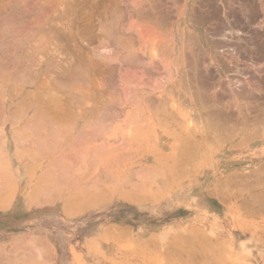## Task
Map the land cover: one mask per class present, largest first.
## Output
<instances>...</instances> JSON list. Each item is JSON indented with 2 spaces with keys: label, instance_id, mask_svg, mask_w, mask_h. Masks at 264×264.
Here are the masks:
<instances>
[{
  "label": "bare ground",
  "instance_id": "bare-ground-1",
  "mask_svg": "<svg viewBox=\"0 0 264 264\" xmlns=\"http://www.w3.org/2000/svg\"><path fill=\"white\" fill-rule=\"evenodd\" d=\"M26 1H27V3L24 4V2H26ZM34 1L35 0H0V216L8 218L7 220H9V219L15 220L16 218L23 217V219L27 220V222L29 220L30 221L29 223L31 224V228H30L31 233H28V235H25V237L22 240L20 239L17 241L15 240V241L6 242V240H3V238L0 237V264H48L47 259H46L47 254L51 255V253L53 252V247H55V248L58 247L55 244L56 241L58 240L57 237H59L61 239L66 237V235L64 236V232H65V229L68 228L67 225H69V223L71 225L70 221L72 219H75V218L78 219L79 216L85 217V218L91 217L97 211H101L100 214L103 215V217H105V219H109V218L112 219V218H116V217H121V215L123 214V220H122L123 223L128 222V223H131V224L137 226L135 228L128 227L130 232L133 235L146 236L152 229H157L158 231H163L161 234V237H165L166 234L176 231L175 229H173V227L171 225V224L176 223V222L171 221L170 223H168L166 226H163V227H159L160 223L165 221L168 218V216L173 215L179 211L185 213V217H183V219H182L183 226L181 229H179L183 232V234H187L193 228H197L196 230L194 229L195 231L193 232L195 234V236H197L200 232H202L200 234H203V233L206 234L207 233L209 235H211V232H213V233L221 232L223 230L222 228H217V227L211 228V219L215 220L216 222H220L222 216L227 215L229 213V210L227 209V211H225V209L221 208L220 205L214 204V200L211 197V195L215 196L217 194L222 193L225 190L226 186L227 187L230 186V185L228 186V182L231 181V179L230 180L227 179V180L222 181V179L220 178V180L218 182H216L217 184L212 189H211V183L213 182L214 178H216V175L218 173H221V171L227 170V167H229V166H234L235 162H237L238 159L234 158V156H232L231 152L229 153L226 150H220V149H219V151H217V153L215 152L216 155H213L211 158V147H210L207 149L209 151L208 152L209 154H207L204 158L201 157L200 160H195V159L190 160L191 162H189V163H191V165L188 163V165L191 167V169L189 168L191 170L190 173L184 174L185 173L184 172L181 174L180 172L182 170L179 168L182 164L185 166V163L187 161V160H185V162L182 163L183 162L182 160L187 159V158L184 157V159H180V154L182 152L185 153V151L182 150L181 144L185 143L186 140L184 141L182 138H180V134H179L180 126L177 128H173L170 131L167 129V125L165 123H163V120H161L162 119L161 111H159L158 108L155 107L156 106L155 102H154L155 104L153 103V105L155 107L154 110L157 109L158 112H155L153 114L150 111H147L145 108H138L135 111L126 112L124 114L126 116V118H129V119L136 118V117L141 118V122L130 123L128 121H125L128 123H125V124H118L117 123L118 125L117 126L115 125L114 128H112L108 124L107 120H109V123H110L111 118H114L116 115H117L116 117H119V116H118L117 112H116L117 114L114 113L115 111L112 110V108L109 107V109H107L108 106L106 107V105H108L109 101L111 100V96L108 92V94H109L108 97L110 96L109 97L110 100L108 98H106L107 95H106V92L104 91L105 89H108V91H109V89H110V91H111V89H117L115 87L117 85L112 84V81L115 80V79H113L114 78L113 77V71L115 70L114 68L117 67V65L112 67L113 66L112 65V49H111L112 46H110V48L106 47V46L100 48L99 47L100 45L96 46V44L95 45L90 44V43H92L91 40L94 39V36L90 40L88 38L89 36L86 37L87 35H83V34H85L84 32L86 31V29L88 30V28H89L88 31L91 32V30L93 28V30H92V32H93L95 29L94 27L95 26L97 27V24L99 23V22L97 23L98 19L96 21L94 19L95 23L92 22L93 17L95 16L94 14H96L97 12L96 13L92 12V14L94 13L92 18H91L92 15L90 16V14H89L90 18L92 19L91 24H96V25H93L94 27H92L90 24H87L90 22L85 21L86 23L81 24V22H80L81 21V17H80L81 15L80 16L79 15H71L74 13H72V11L70 12V10H69L70 6L67 4V3H70V5H71V2H70L71 0L69 2H66L68 0H61V1L58 0L57 7H58V4L60 5V7H58L60 9H62L61 7L64 6L62 11H60L61 13L58 12V14H56L58 8L55 5V2H57V1L46 0L47 4L44 6H39L37 4V3H39V0H37L38 2H34ZM40 1H42V4L46 3L45 0H44L45 2L43 0H40ZM77 1L78 0H76L74 2V0H72V3L74 4ZM91 1L92 0H89V3ZM96 1H98V0H96ZM108 1H111V0H106V2H108ZM28 2L30 3V5H32V7H34V8L36 7L35 10L33 9L34 11H36L37 8H40V11H38L39 10L38 9L37 13L36 12L32 13V12H30V10H26V9H31L30 8L31 6L30 7L28 6ZM61 2H63V4ZM78 2H80V1H78ZM93 2H94V0H93ZM100 2H102V1H100ZM127 2H128V0H127ZM22 3L24 5V7L26 5L29 8L25 7L26 8L25 9L22 6ZM51 3L54 4L55 7L57 8V10L55 9L56 12L54 11V8H53L54 6L53 7L51 6ZM80 3L82 4L83 1ZM84 3L85 4H83V8L88 2L85 1ZM103 3H105V2H103ZM108 3L110 4L111 2H108ZM61 4H62V6H61ZM99 4H101V3H99ZM106 4H101V5L106 6ZM109 4H107V5H109ZM111 4L112 5H110V7L111 6L115 7L116 5H114V4H117V3L114 2V4H113V1H112ZM118 4L120 5V3H118ZM118 4L116 6L117 8H118ZM121 4H122V2H121ZM76 5L78 6L79 4L76 3ZM92 5L93 4H91V9H92ZM101 5H100V7L99 6L98 7L102 8ZM126 5H127V3H126ZM72 6L73 5H71V7ZM89 6L90 5H88L87 7L89 8ZM42 7L47 8V11H41ZM81 7H82V5H81ZM110 7H109V9H110ZM86 8H84V10ZM106 8H107V6H106ZM117 8H116V11L113 12L111 10L112 12L110 11L109 13L117 12V10H118ZM75 9H77L76 6H75ZM75 9H74V7H72V10H75ZM95 9H97V7H95ZM111 9H113V7ZM125 9H127V8H125ZM25 10L32 13V14L29 13V15L32 18V19L31 18H29V19L31 21L33 20L32 21V22H34L33 26L30 25L32 22L29 20L28 21L30 22V24H29V22L27 24H29L30 27H28L29 25H27V24H26L27 26L25 25L24 22L28 19L27 17H29V16H27L28 13ZM33 10H31V11H33ZM79 10L81 11L83 9L79 8ZM78 11H77V14L79 13ZM91 11H90V13H91ZM101 11H99V13H97V15L99 14V16H100L99 18H101V15L103 14V12H105L104 10L102 12ZM107 11H108V8H107ZM119 11H121V10H119ZM86 12L87 11H84L82 13L86 14ZM69 13H71V14H69ZM128 14H131V12ZM36 15H38V16L35 17ZM55 15H58V16L60 15L59 16L60 19L62 18V16H63V18H65V17L68 18L69 16H74L75 17L74 22H76L77 24H81V25H83V24H85L87 26L89 25V27L85 28V30H84L83 26L79 25L78 27L80 28V26H81L82 27L81 29L84 30L83 34H82V31H80L81 29H79L80 32H77L78 27L76 29L74 25H72L74 27L70 26V28H72V29L68 28L67 24H69V23H62V21L60 19L54 17ZM108 15H107V17H108ZM109 16H113V15L111 14ZM116 16L118 17L119 14ZM95 17L98 18L97 16H95ZM107 17H106V19L103 18L104 21L105 20L109 21L108 20L109 17L108 18ZM117 17H116V19L112 17L115 22L117 20ZM67 18H65L63 21L67 22V20H68L69 22H71L72 17H69L71 20H69V18L68 19ZM86 18L85 19L82 18L83 22H84V20H87ZM90 18L88 17L89 20H90ZM113 19H111V20H113ZM73 20H74V18H73ZM73 20L69 25H71L73 23ZM102 20H101V22H102ZM104 21L102 23L103 25H101L99 23L100 25H98L97 29L100 26H104V23H105ZM117 23H118V20H117ZM108 24H111V23L108 22L105 24L107 29H110L111 27H113V26L108 27V26H110ZM85 25H84V27H85ZM112 25H115V24H112ZM73 28L76 29V33H74L75 31H73ZM90 28H91V30H90ZM114 28H115V26L113 27V29ZM116 28H118V27H116ZM116 28L114 30H116ZM144 29H146V28H144ZM152 29H154V28H151V30ZM159 29H161V28H159ZM104 30H105V28H104ZM117 30L115 32H117ZM100 31H101V29H100ZM90 32H87L86 34L89 33L88 35L91 36ZM104 32L105 31L100 32V34L98 33L99 35H97L96 29H95V33H92V35L96 34L97 36L101 35V37L107 38L108 37L107 35L102 36V34ZM108 32H109L108 35H110L111 31H108ZM113 33H114V31H113ZM148 33H149V31H148ZM148 33L146 32V34H148ZM191 33H193V32H191ZM81 34L90 40V41L86 40V42H89L88 44L80 41V38L82 37ZM141 34L145 35L144 30H143V32L141 30ZM150 34H152V33H150ZM79 35H81V37ZM116 36H120V34L118 33V35L116 34ZM121 36L123 37V35H121ZM85 37H82L83 39L81 38L82 41L85 40L84 39ZM145 37H146V35H145ZM181 37H182V35H181ZM150 38L148 37V39H150ZM154 38L159 43V40L157 39V37H155V35H154L153 39ZM158 38H159V36H158ZM95 39H96V37H95ZM110 39L114 40L115 37H113V39L108 38L107 43H106L105 39H103L105 41L104 43L107 44L108 46H109L108 43H109ZM116 39L118 40V37H116ZM116 39L114 40L115 42L114 41H112V42L118 43L117 47H119V45L121 44L120 43L121 41L119 42V40H118V42H117ZM127 39L128 38L126 37V40ZM153 39H151V40H153ZM100 40L98 37L99 42H100ZM103 40L101 41V43H103ZM192 40H194V39H192ZM92 41H95V40H92ZM131 41L133 43V40H131ZM194 41H196V39ZM165 42H166V40H165ZM94 43H96V42H94ZM101 43H99V44H101ZM127 43H128V41L126 42V44ZM129 43H131V42H129ZM154 43L156 44V42H154ZM188 43H189V41H188ZM166 44H169V43L163 42V46ZM121 45H123V43ZM121 45H120L121 48L125 47L124 46L125 43L123 45L124 47H122ZM133 45L134 44H132V46ZM188 45L186 47H188ZM101 46H102V44H101ZM117 47L115 46V48H117ZM127 47L129 48L130 44L126 45V49H128ZM131 48L132 47H130L128 50V52H130V53L129 54H128V52L126 53L127 55H129L128 57L138 56V55L133 54V53H132V55H130L131 52L133 51ZM154 48H156V47H154ZM190 48L193 49V47H190ZM123 50L124 49H122V51ZM159 51H161V50H159ZM194 51H196V50H194ZM114 52H116V51L114 50ZM154 52H156V50ZM156 54L157 53H155V55ZM194 54H192V55H194ZM202 54H204V53H202ZM127 55H124L125 58L123 57L122 59H124V60L130 59V58H126ZM182 55H183V53H182ZM136 58H138V57H136ZM189 58H191V57H189ZM192 58H194V56H192ZM113 59H114V57H113ZM124 60H123V63L126 62V60H125V62H124ZM133 60L135 61V57L133 58ZM141 61H142V59H141ZM141 61H140V63H141ZM181 61H182V59H181ZM205 62H206V60H205ZM136 63H137V61H136ZM143 63L141 64L142 66H143ZM127 64H129V62ZM134 64H135V62H134ZM183 64H184V62H183ZM226 65H228V64H226ZM149 66H151V65H149ZM157 67H158V65H157ZM151 68H154V67L151 66ZM226 68H227V66H226ZM121 69L122 68H120L119 70H121ZM123 69H124V67H123ZM196 69L197 68H195V70ZM139 71H140V68H139ZM207 71H208V69H207ZM115 72L117 73V71H114V73ZM127 72H126V75H122V73H121V75H122V77L125 78L124 80L127 79L129 81L131 73H129V71H127ZM176 72H179V71H176ZM201 72L203 73V71H201ZM123 73H124V70H123ZM187 73H190V72H187ZM128 74H130V75H128ZM194 74H195V71H194ZM152 75H153V72H152ZM142 76H143V74H142ZM192 76H193V74H192ZM134 77H136V76H134ZM115 78H116V76H115ZM131 78H130V80H131ZM201 78L202 77H200V79ZM147 79H149V78H147ZM196 79H194L195 82H196ZM133 80L138 81L136 78ZM140 80H139V82H140ZM190 80H191V78H190ZM120 81H121V79H120ZM184 81H185V79H184ZM198 81H199V79H198ZM204 81H203V83H204ZM252 81H253V79H252ZM252 81H251V84L254 82V81L253 82ZM113 82H115V81H113ZM154 82L156 83V81H154ZM207 82H209V81L207 80ZM207 82L205 81V84ZM155 83H153V84H155ZM114 84H116V83H114ZM141 85H142V82H141ZM141 85H139V86H141ZM157 85H160V84H157ZM157 85H155L154 87H157ZM200 85H202V84H200ZM203 86L205 87V85H203ZM209 86H212V84ZM254 86H255V84H254ZM110 87H112V88H110ZM130 87H132V86H130ZM215 87L216 86H214V88ZM124 88L125 87H123V90H125L124 92H126L128 86L126 85V88L125 89ZM254 88H256V87H254ZM194 89H196V88H194ZM199 89L202 90L203 88H199ZM128 90L126 93L130 92V90H129V92H128ZM133 90L134 89H132V91ZM153 90H154V88H153ZM191 90H192V88H191ZM207 90H208V88H207ZM226 90H227V88H226ZM119 92H121V91H119ZM240 92H242V91H240ZM229 93L230 92H228V94ZM232 93H233V91H232ZM116 94H117V92H116ZM119 94H121V93H119ZM119 94H117V95H119ZM196 94H198V93L196 92ZM131 95H133V94H131ZM191 95H189V96H191ZM241 95H242V93H241ZM246 95H247V93H246ZM210 96H208L206 94H202L199 97L201 106H200V109L198 112V123H197L198 127H194V128H190V129L188 127L184 128V130L188 132V136L190 135V138L188 136H186V137H188L187 140L190 139L189 141H193V144L191 142V144H192L191 146H193L194 144H196L197 141L199 142V140H200V138L198 140V137H195V132H197L198 128L199 129L201 128L199 131L200 132L202 131V133H204V130L206 129L204 134H206V135L208 134L207 136H209V134L211 133V128H212L211 124L213 125V123H211V114H212V112H211V97H213V96H211V97ZM134 97L135 98L131 97V99H135V100L138 99V101H136V102H137V104H139L138 103L139 98H137L136 96H134ZM162 97L163 96H161V98ZM129 98H128V100H129ZM150 98H152V97H150ZM163 98H165V96ZM216 98H217V96H216ZM120 99L121 98L116 97L117 102L113 101L110 103L112 104L115 102L118 104V101ZM154 99H156V98H154ZM113 100H115V99H113ZM135 100L132 102L135 103ZM145 101H147V100H145ZM145 101H143V103ZM153 101H155V100H153ZM233 101H235V100H233ZM120 102H122V100H120ZM147 102H149V100ZM164 102H166V101H163L162 103H164ZM114 104H112V105H114ZM101 105L103 106L102 108H101ZM112 105H111V107H112ZM149 107H151V106H149ZM235 108H236V106H235ZM238 109L239 108L237 106V110ZM243 109H244V107H243ZM111 110L114 113V117L112 116L113 113L109 112ZM115 110L117 111V109H115ZM101 112L104 115H101ZM118 112H120V111H118ZM196 112H197V110H196ZM216 113L218 114V111H216ZM224 113H226V112L224 111ZM227 113L232 114V112H227ZM236 113H237V111H236ZM96 115H98V116L100 115L101 116L100 119H103V117L105 116L104 119L106 120V122H104L105 123L104 129L100 130L102 128L101 126H100L101 128L99 129L100 131L103 132V140L101 141V144H99L98 146H93L92 148L89 147V149L87 148L88 150L84 149V146L80 145L82 148H81V150H78V151L81 152L82 154L86 153L87 151L91 152V154L92 153L94 154V152L97 151L99 158H101V162L99 164V168H100L99 171L101 172L102 180L104 183L103 191H101L99 193H84L83 192V194L75 195V196L71 197V199H74L73 202H68V201L62 202L61 201V202H57V204H56L57 207H48L47 205L50 204L51 199H49V197L46 195V193L44 192V189H47V188H49V186L51 184H54L53 183L54 178H53V175H51L52 170L53 169L65 170L64 169L65 166H67L69 164V161H66L68 154H69V150H70L68 148V144H67L68 143L67 142L68 137L70 134L69 132L71 129V127L69 128V126L73 123H77L81 119L87 118V120H88L89 118H91L90 120H92L93 117L94 118L97 117ZM212 115H214V114H212ZM218 115L220 116V114H218ZM227 115H226V117H228ZM232 116H234V115H232ZM215 117H218V116H215ZM220 117H218V119ZM230 117H228V118H230ZM234 118H237L236 114H235ZM222 119H225V118L222 117ZM230 119L232 120L233 117ZM230 119L229 120L227 119V121L229 122ZM87 120H85V121L89 123L90 121L89 120L87 121ZM220 120H221V118H220ZM232 121H230V122L232 123ZM236 121L234 120V122H236ZM217 123H219V122H217ZM223 123H226L225 120L223 121ZM191 124H190V126H191ZM221 124L219 123V125H221ZM192 125H195V124H192ZM218 126H217V128L213 127L214 131H215V129H217L219 131ZM91 127H93V126H91ZM246 127H248V126H246ZM254 127L255 126L253 125V128ZM98 128H97V130H98ZM221 128H223V127H221ZM242 128L244 129V127H242ZM227 129H228V127H227ZM232 129L235 130V127H232ZM224 130H225V127H224ZM229 130L232 131L231 129H228V131ZM239 130H241V129H239ZM72 131H73V129L71 130V133H72ZM220 131H222V130H220ZM220 131H219V133H220ZM228 131L227 132H226V130H225V132L223 131L224 134L226 135V136L222 137V138H224V140L228 136L226 134V133H228ZM233 131L229 132V133H231L230 135H232ZM236 131H237V134H238V132H240V131H238L237 128H236ZM254 131H255V129H254ZM244 132H247V131H244ZM79 133L81 136L82 135L81 132H79ZM89 133L91 134L94 132H89ZM219 133H218L219 138L217 136H213L214 137L213 140H216L215 138H218V140H220ZM85 134H86V132H85ZM185 134L187 135V133H185ZM93 135L95 137L98 136V135L96 136L95 133ZM235 135L236 134L232 135L231 137L234 138ZM241 135H243V133H241ZM196 136H198V135L196 134ZM201 136H203V134ZM86 137H87V135L85 136V138ZM78 138H80V137H78ZM90 138H88V139L92 140ZM210 138H211V136L209 137V139ZM229 138H230V136H229ZM229 138H227V140ZM86 139H82V140L87 141ZM74 140H76V139H74ZM203 140L205 141V139H203ZM224 140H222V142ZM207 141L210 142L211 140H208V138H207ZM198 142H197V144H198ZM201 143H203V141ZM83 144L84 143H82V145ZM189 145H190V143H189ZM242 145H244V144H242ZM71 146H73L72 149H74L75 145H70V147ZM76 146H77V144H76ZM77 147H79V146H77ZM85 147H86V145H85ZM205 147H206V145H205ZM219 148H221V147H219ZM232 148H233V146H232ZM76 150L77 149H74V151H76ZM72 152H73V150H72ZM79 152H78V154H79ZM255 154L261 155V153H257V152ZM94 155H92L93 157L92 156L91 157L95 158L96 155L95 156ZM202 155H203V153H202ZM74 156H75L74 158L76 159L77 154H75ZM82 156L84 157V155H82ZM191 156H193V154L189 155V158H191ZM83 157L80 160H83ZM193 157H196V156H193ZM74 158L71 157L68 160L74 159ZM94 160H96V159H94ZM73 161H75V160H71L70 164H69L71 169L73 167V166H71V164H72L71 162H73ZM180 161H182V162H180ZM81 162H83V161H81ZM65 163L67 165H65ZM76 163H78V162H76ZM98 163L96 165H98ZM73 165H74V163H73ZM81 165H80V168H82V166L84 164L82 166ZM92 168H95V166ZM69 170H70V168H69ZM179 170H181V171L179 172ZM187 170H188V168H187ZM91 172H92V169H91ZM89 173H90V171H89ZM63 174H65V173H63ZM254 174L256 176V173H254ZM232 176H234V175H232ZM232 176L231 177L227 176V177L234 179V177H232ZM246 176H247V174H246ZM237 177H241V176L238 175ZM261 178L262 177H260V180H262ZM242 180L243 179L239 180V181L243 182V183L239 182L240 185L238 182H237L238 184L234 183V185L231 186L232 190L236 186V184L238 187L240 186V188H241V186L245 182V180L244 181H242ZM254 180H256V179H254ZM234 181H236V180H234ZM262 182L264 183V181H262ZM64 183H65V181H64ZM230 184H233V183H230ZM254 184H250L251 187H253L252 185H254ZM244 185L247 186L246 184H244ZM60 187H62V186H60ZM235 189H237V188H235ZM243 189L245 190V188H243ZM54 190H57V189H54ZM230 191H231V188H230ZM230 191L228 190V193ZM245 191H242V192H245ZM232 192H234V191H232ZM236 192H240L239 188ZM65 193H66V191H65ZM260 193H261V191H260ZM60 194L58 196H60ZM91 194H93V195H91ZM225 194H223V195L220 194V195L226 197L228 194L227 195H225ZM231 194H233V193H231ZM87 195H88V198H90V196H94V197L97 196V197L101 198L102 199V208L98 207L99 204L98 205L95 204V205H97L96 207H94L95 205L93 207H91V206L87 207L84 204H82V205L78 204L77 205L76 200L85 198V197H87ZM253 195H251V196H253ZM234 196L236 197L235 194H234ZM43 198H45V199L43 200ZM56 198H57V196H56ZM226 198H228V197H226ZM255 198H257V196ZM261 198L263 199V197H261ZM261 198H259L258 202H260ZM236 199H238V198L236 197ZM232 200H234V199H232ZM253 200H255V199H253ZM245 201H247V200H245ZM74 202H76V203H74ZM255 202H254V205H255ZM245 204H243V206H245ZM247 204H249V201ZM37 205H45V206L39 207ZM252 205H253V203H252ZM252 205H251V207H252ZM232 206H234V205H232ZM243 206H242V209H243ZM246 207L251 208L249 205L248 206L246 205ZM246 207L244 209H246ZM240 211H244V210H240ZM253 211L251 212L252 214H253ZM255 211H257V210H255ZM64 215L67 216L68 221H67V218L64 217ZM2 221H3V219L1 218V222ZM15 222H14V225H16V226L22 225L21 224L22 222H18V223L17 222L15 223ZM38 224H41V226L44 224H47L48 227H49V225H55L56 226L58 224V226H56L57 229H55L58 235L53 236L54 231L48 232L47 230H45V232L41 233L40 228H37V229L35 228V226ZM173 226L176 227L175 224ZM77 227H78L77 231L80 229H83L84 233L87 234V236L91 235L94 237L95 236L96 237H103L104 236L105 238H108V237L110 238L112 236V232H113L110 229L104 230L103 225L95 226L94 222L93 223L91 222L90 224H88V223L83 224V227H82V225H77ZM80 227H82V228H80ZM9 228H11V227H9ZM9 228H8V230H10ZM19 228H20V226H19ZM2 230H4V229H2ZM247 231L249 233V237L246 240H242V241L237 240L239 242L237 244V246L240 247L241 252L246 253L248 258L250 259L252 256L251 250L253 248H258L260 244H259L258 239L255 237L254 228L248 227ZM40 234H43V236H40ZM191 235H192V233H191ZM261 236H263V235H261ZM124 238H125V236H124ZM114 240H115V238H114ZM93 243H94V245H96L95 241ZM207 243H208V241H207ZM87 245H88V242H87ZM202 248H203V246H202ZM205 250H207V249H205ZM196 252H198V251H196ZM260 253H261L260 258H261L262 262L264 263V249H261ZM196 255H197V253H196ZM194 256H195V254H194ZM219 260L221 261V258L216 259L214 262H216V261L218 262ZM251 261H253V260H251ZM221 264H223V260H222Z\"/></svg>",
  "mask_w": 264,
  "mask_h": 264
},
{
  "label": "crops",
  "instance_id": "crops-1",
  "mask_svg": "<svg viewBox=\"0 0 264 264\" xmlns=\"http://www.w3.org/2000/svg\"><path fill=\"white\" fill-rule=\"evenodd\" d=\"M69 1L70 0H68L66 2H69ZM75 1L76 0H74V2ZM78 1H80V2L83 1V3L81 4ZM78 1L76 2L77 4H79L78 6L76 5V3L73 4L72 0L70 1L71 5H73L72 7H74V9L76 6L77 9H75V10H72L70 3H67V4L70 6V9H69L70 12L72 11V13H74V14H71V13H69V14L79 15V16L81 15L80 16L81 17V21H80L81 24L86 23V22H90L87 24H90L92 27H94L93 25H96V24H91V20H92L91 18L93 17L94 13H96V12L99 13V11H101V10L105 11V12H103L104 15L102 13H101L102 15L100 14L102 19L103 18L106 19L108 14L113 15V16L108 15L109 18L108 17L107 18L109 21H107V20L104 21V19L102 20L101 18H99L100 17L99 14L97 15V13H96L94 15L97 16L98 18H96L94 16L93 20H92V22L95 23L94 19H95V21L98 19L97 23L99 22L101 25H103L102 24L103 21L105 22L104 26L99 27L101 29V31L99 28L97 29L98 25H100L99 23L97 24V27L95 26L94 28L96 29L97 35H99L100 32L105 31L102 34V36L107 35L108 36L107 38L101 37V35L100 36H97L96 34L92 35V33H95V29L93 32H92L93 28H92V30L90 28L91 32L88 31L89 25L87 26L85 24H83V25L79 24V25L83 26L84 30H85V28H88V30L86 29V31L90 32L91 36L88 35L89 33L86 34L87 33L86 31L84 32L85 34H83L84 30L81 29L82 28L81 26H80V28L78 27V30H77V32L82 31L83 35H87L86 37L89 36L88 38L90 40L94 36V39H92V40H95V41L91 40L92 43H90V44H93V45L96 44V46L100 45L99 46L100 48L105 47V46L110 48V46H112L111 47V49H112V65H113L112 67L117 65V67L114 68L115 70L112 68L114 71H117V73L116 72L114 73V71H113V77H114L113 79H115L113 81H115V82L112 81V84L117 85V86H115L117 89H111V91H112L111 92L110 89L108 91V89L104 88L105 89L104 91L106 92V95H107L106 98H108L110 100L109 97L111 96V100H112V101L110 100L108 105H106V107L108 106L107 109H109V107L112 108V110L115 111L114 113L115 114L118 113V116H119V117H116L117 116L116 115L115 116L116 118H115L113 111L112 110L109 111V112L113 113L112 116L114 117V118H111L110 123H109V120H107L108 124L112 128H114V126L115 125L117 126L118 124H125L128 122H130V123L141 122V118L136 117V118L129 119V118H126V116L124 115L126 112H130V111L132 112V111L137 110L138 108H145L147 111H150L153 114L155 112H158V110L161 111V114H162L161 120H163V123H165L167 125V129L169 131L171 129L177 128L179 126L182 129H184L186 127H188L189 129L194 128V127H198V124H197L198 123V112H199V109L201 106L199 97L202 94H206L208 96H210V95L213 96V97L210 96L211 97V112H212V114H214L215 116H218V117L221 116L220 117L221 120H220V118L218 119V117H215L214 115L211 114V123H213V125L211 124V127L217 128L219 123L220 124L222 123L224 125L223 126L221 124L222 126L221 125H219L220 127L218 126L219 131L222 130V131H220V133L217 129H215V131L213 129L215 134L219 133L220 138L222 139V137L226 136L224 134V132H225V130L227 131V127H228V129L232 128V127H235V128L239 127L238 129H241V130H239L240 134L241 133L244 134V136L240 135V137L242 138V137L246 136V132H244V131H247V128H248V127H246V126H248L247 125L248 124V112L252 111V110L256 111V112L257 111L261 112L262 110L264 111V0H128V2H127V0H119V1L118 0L117 1L111 0V1H108L111 3L113 1V4H114V2L117 4L120 3V5L118 4V8L116 7L117 4H114V5H116L115 7L118 9L117 12H115V13H109L111 10L113 12L116 11V8L114 6L110 7V5H112V4L111 3L109 4L108 2H106V0H98V1L94 0V2L92 0L90 3H89V0H82V1L78 0ZM85 1H87L89 4L87 3L84 6V8H86L88 5H90V6H89V8L87 7L84 10L83 4H85L84 3ZM100 1H102V2H100ZM98 2L101 4H106V3L109 4V5L106 4L108 11H107V8L105 5H101ZM103 2H105V3H103ZM121 2H122V4H121ZM126 3H127V5H126ZM91 4H93L92 9H91ZM81 5H82V7H81ZM100 5L102 6L103 9L99 8ZM108 6L110 7V9ZM95 7H97V9H95ZM112 7H113V9H111ZM79 8L83 9V10H81L82 12L87 11L86 14L82 13L79 10ZM125 8H127V9H125ZM87 9L88 10L90 9V10L88 11ZM119 10H121V11H119ZM77 11L79 12L78 14H77ZM90 11H91V13H90ZM92 12H94V13L92 14ZM130 12H131V14H128ZM117 13L119 14L118 17L116 16V15H118ZM89 14H90V16L92 15L91 18L89 16ZM86 15L90 18V20L88 19V17ZM120 15L121 16L123 15V16L121 17ZM112 17L115 19L117 17L118 23H117V20L115 22ZM82 18L83 19L86 18L87 20H84V22H83ZM110 18L113 20H111ZM101 20H102V22H101ZM110 20L112 22L113 21L114 22L112 23ZM108 22L111 23V24H108L110 26L107 25L108 27H111V26H113V27L115 26V28L118 27V28H116V30L118 29L119 31L117 30V32H115L116 30H114L115 28L113 29V27L110 28L111 30L107 29L105 24ZM112 24H115V25H112ZM84 25H85V27H84ZM143 27L146 29H144ZM104 28H105V30H104ZM151 28H154V29L151 30ZM159 28H161V29H159ZM79 29H81V30L79 31ZM140 29L142 30V32L144 30V34L146 35V37H145V35L141 34ZM107 30L111 31L110 35H108L109 32ZM112 30L114 31V33ZM148 31H149V33H148ZM146 32L149 35L146 34ZM191 32H193V33H191ZM118 33L120 34V36H116V34L118 35ZM150 33H152L153 35ZM81 35H79V36L81 37ZM83 35H82V37H85ZM121 35H123V37ZM151 35L153 37L155 35V37H157V39L159 40V43L155 38L153 39V37ZM181 35H182V37H181ZM158 36H159V38H158ZM86 37L84 38L85 40H83V41H82L83 38L82 39L80 38V41L88 44L89 42H86V40L87 41H90V40ZM95 37H96V39H95ZM98 37H99V40L101 39L100 42L98 41ZM113 37H115V39H116V37H118V40H119V42L121 41L120 42L121 44L123 43V45H124V43H125V45H124L125 47L121 44L120 45L124 48H121L120 45H119V47H117L118 43L112 42L115 39L109 40V43H108L109 46L104 43L105 41L107 43L108 38L113 39ZM126 37L128 38L127 40H126ZM148 37L149 38L151 37V38L148 39ZM102 38L105 39V41ZM151 39H153V40H151ZM192 39H194V40L196 39V41H194ZM102 40H103V43H101ZM118 40L116 39L117 42H118ZM131 40H133V43ZM165 40H166V42H165ZM127 41H128L127 44L128 45L130 44V47H132L131 49L133 50L132 51L130 49L132 51L130 55H132V53H133V54H136L138 56L128 57L129 55H127L126 53L128 52L130 47L129 48L127 47L128 49H126V45H127L126 42ZM188 41H189V43H188ZM94 42H96V43H94ZM129 42H131V43H129ZM154 42H156V44ZM163 42L169 43V44H166L163 46ZM99 43H101L102 46ZM113 44L118 49L115 48V46ZM132 44H134V45L132 46ZM186 44L188 45V47H186L187 46ZM154 47H156L157 49ZM190 47H193V49ZM122 49H124V50L122 51ZM114 50L116 52H114ZM153 50L154 51L156 50V52H154ZM159 50H161V51H159ZM194 50H196V51H194ZM129 53L130 52H128V54ZM155 53H157L158 55L157 54L155 55ZM182 53H183V55H182ZM202 53H204V54H202ZM123 54L127 55L126 58H130V59H128V60L125 59L126 60V62H125V60L122 59L124 57ZM192 54H194V55H192ZM192 56H194V58H192ZM113 57H114V59H113ZM134 57H135V61L133 60ZM136 57H138L139 59ZM189 57H191V58H189ZM141 59H142V61H141ZM181 59H182V61H181ZM123 60L125 63H123ZM205 60H206V62H205ZM136 61L138 64L136 63ZM140 61H141V63H140ZM128 62H129V64H127ZM130 62L131 63L133 62V63L131 64ZM134 62L137 66L134 64ZM183 62H184V64H183ZM142 63H143V66L141 65ZM226 64H228V65H226ZM149 65H151L154 68H151V66H149ZM157 65H158V67H157ZM226 66H227V68H226ZM123 67H124V69H123ZM120 68H122V69L119 70ZM139 68H140V71H139ZM195 68H197V69L195 70ZM207 69H208V71H207ZM123 70H124V73H123ZM127 71H129V73H131V75L128 74V75H130V78L132 77L131 80L129 78V81L127 79L124 80L125 78L122 77V75H126ZM176 71H179L180 73L176 72ZM194 71H195V74H194ZM201 71H203V73ZM152 72H153V75H152ZM187 72H190L191 74L187 73ZM121 73H122V75H121ZM142 74H143V76H142ZM192 74L194 77L192 76ZM115 76L117 79L115 78ZM134 76H136V77H134ZM145 76L149 79H147ZM200 77H202V78L204 77L203 79L204 80L206 79L205 80L206 82L208 80L212 84V86H209V85H211L209 82H207L205 84V81L202 78H201L202 79L201 80ZM135 78L138 81L133 80ZM190 78H191V80H190ZM120 79H121V81H120ZM184 79H185V81H184ZM194 79H196V82ZM198 79H199V81H198ZM252 79L254 82L252 81ZM139 80H140V82H139ZM154 81H156V83L160 84V85H157ZM203 81H204V83H203ZM251 81L253 82L252 84H251ZM141 82H142V85H141ZM198 82L202 85H200ZM114 83H116V84H114ZM153 83H155V84H153ZM125 84L128 86L127 90L128 89L130 90V92L128 90L129 93H126L127 90H126V92H124L125 90H123V87L126 88ZM254 84H255V86H254ZM139 85H141V86H139ZM155 85H157L158 88L154 87ZM203 85H205V87ZM130 86H132V87H130ZM214 86H216V87L214 88ZM254 87H256V88H254ZM110 88H112V87H110ZM153 88H154V90H153ZM191 88H192V90H191ZM194 88H196V89H194ZM199 88H203V89L200 90ZM207 88H208V90H207ZM226 88H227V90H226ZM132 89H134V90L132 91ZM119 91H121V92H119ZM232 91H233V93H232ZM240 91H242V92H240ZM108 92L110 94L109 97H108V95H109ZM116 92H117V94H119V93H121V94L117 95ZM196 92L198 94H196ZM228 92H230L229 93L230 95L228 94ZM241 93H242V95H241ZM246 93H247V95H246ZM131 94H133V95H131ZM189 95H191V96H189ZM130 96L133 98H135L134 96L139 98V102H138L139 104H137V102H136V101H138V99H136V100L131 99ZM161 96H163V97L165 96V98L167 100L163 97L161 98ZM216 96H217V98H216ZM116 97L121 98L120 100H122V102H120V100H119L118 104L114 102L115 104L112 103V104H114V105H112L110 102H113V101L117 102ZM127 97L128 98L130 97L129 100ZM150 97H152V98L154 97L156 99H154V98L152 99ZM112 98L115 100H113ZM134 100H135V103L132 102ZM145 100H147V101L149 100V102H147ZM153 100H155V101H153ZM233 100H235V101H233ZM143 101H145L146 103L145 102L143 103ZM161 101L162 102L166 101V102L162 103ZM153 103L156 105L155 107L158 108V110L157 109L154 110L155 107H154ZM111 105H112V107H111ZM149 106H151V107H149ZM235 106H236V108H235ZM237 106L239 108L238 110H237ZM102 107L103 106L101 105V108ZM243 107H244V109H243ZM114 108L117 109V111ZM196 110H197V112H196ZM223 110L226 113L232 112V114L227 113L228 114L227 115L226 113H224ZM235 110L237 111V113ZM118 111H120V112H118ZM216 111H218V114H220V116L216 113ZM235 114H236L237 118H234ZM101 115H104V114H102V112H101ZM226 115L228 117L231 116L230 118L233 117V119L235 121L236 120L237 121L234 122L233 119H232L233 120L232 121L230 118L226 117ZM232 115H234V116H232ZM96 116H95L96 118L93 117L94 120L93 119L90 120L91 118H89L88 119L90 121L89 123L85 121V120H87V118H86V119H81L77 123H73L69 126V128L71 127V129L69 132L70 134L68 137V141H67L68 143L67 144H68V148L70 150H69V154H68L66 161H69V164H70L71 160H75V161L71 162L72 163L71 166H73L72 169H71L70 165L66 162L69 166L65 163V165H67L64 168L65 170H63V169H60V170L59 169H53L52 170L51 175H53V178H54L53 183L54 184H51L50 185L51 187L49 186V188L44 189V192L46 193V195L49 197V199H51L50 204L47 205L48 207H57V205H56L57 202H61V201L62 202H65V201L73 202L74 199H71V197H73L75 195L83 194V192L84 193H99V192L103 191L104 183L102 180L101 172L99 171V169H100L99 164L101 162V158H99L97 151L94 152V154L96 155L95 158H92L93 157L92 155H94V154L93 153L91 154V152H89V151H87L86 153H83V154L78 151V150H81V148H82L81 146H84V149H87V148L89 149V147L92 148L93 146H98L99 144H101V141L103 140V132L100 130L104 129V126H105L104 122H106V120L104 119L105 116L104 117L102 116L104 120L100 119V117H101L100 115L99 116L96 115ZM188 117L189 118L191 117V118L189 119ZM222 117H224L225 119H222ZM227 119L228 120L230 119V121H232V123L230 121L228 122ZM224 120L226 123H223ZM125 121H128V122H125ZM216 121L219 123H217ZM191 123L195 124V125H192ZM190 124H191V126H190ZM91 126H93L94 128ZM221 127H223V128H221ZM224 127H225V130H224ZM242 127H244V129ZM97 128H98V130H97ZM72 129H73V131H72L73 134L71 133ZM79 132H81V134H82L81 136H80ZM85 132H86V134H85ZM89 132H94L96 134V136L97 135L98 136L95 137L93 135L94 133L90 134ZM196 134H197V132H195V137H197ZM86 135H87V137H86L87 139L85 138ZM78 137H80V138H78ZM88 138H90L92 140H89ZM74 139H76V140H74ZM82 139H86L87 141H84ZM183 140L185 141V139H183ZM186 141L187 142H193V141H189V140H186ZM186 141H185V143H186ZM219 142H222V140H219ZM223 142H225V140ZM82 143H84V144L82 145ZM215 143H216V141H213L212 146H214L215 148L213 147V150L211 149V158L213 155H216L217 151H219V149L216 148ZM76 144L79 147H77ZM70 145H75L74 149H77V150L74 151V149H72L73 146L70 147ZM85 145H86V147H85ZM71 149L73 150V152ZM220 150H226L229 153L231 152L232 156H234V158L238 159L236 152L230 151L227 148H221ZM78 152H79V154H78ZM75 154H77L76 159L74 158ZM183 154L186 155L184 157L187 158V160H192V159L200 160V158H201V156H199L200 155L199 152H197V154H196V152H187V153L182 152L180 154V159L184 158ZM192 154H193V156H196V157L191 156V158H189V155H192ZM207 154H209V153L208 152L205 153V155L202 158H204ZM82 155H84V157ZM71 157L74 159L68 160ZM82 157H83V160H80ZM94 159H96V160H94ZM81 161H83V162H81ZM76 162H78V163H76ZM73 163H74V165H73ZM97 163H98V165H96ZM81 164L82 165L84 164V165L82 166ZM80 165L82 166V168H80ZM94 166H95V168H92ZM69 168H70V170H69ZM91 169H92V172H91ZM190 169H191V167H190ZM190 169L185 170L184 174L190 173L191 172ZM248 170L249 169L240 168L239 163L235 162L234 166H229V167H227V170L221 171V173H218L216 175V178H214L213 182L211 183V189L217 183H215L214 185H212V184L214 182H218L220 180V178L222 179V181H224V180H226L225 179L226 176H228V177L231 175H234V176L239 175L240 176L243 173H246ZM89 171H90V173H89ZM63 173H65V174H63ZM180 173L182 174V172H180ZM64 181H65V183H64ZM60 186H62V187H60ZM54 189H57V190H54ZM225 190H226V187H225ZM65 191H66V193H65ZM59 194H60V196H58ZM91 195H93V194H91ZM217 195H215L216 197L211 195V197L214 200V204L220 205V207L225 209V211H227V209L229 210V213L227 215L222 216L220 222H216L215 220L211 219V228H215V227L222 228L223 230L221 232H218V233L211 232V235H209L207 233H206L207 235L204 233L200 234V233H202V232H200L197 236H195V234L193 232L197 228H193L187 234H183V232L179 229H181L183 226L182 219H183V217H185V213L179 211L173 215L168 216V218L165 221L160 223L159 227H163V226H166L171 221L176 222V223L171 224L173 229H175L176 231L166 234L165 237H161V234L163 231H158L157 229H152L149 232L150 234L148 233L146 236L133 235L130 232L128 227L135 228L137 226L133 225L131 223H128V222L123 223L122 222L123 214L121 215V217H116V218H112V219L111 218L105 219V217H103V215L100 214L101 211H97L93 214V216H91L92 218L91 217L85 218V217L79 216L78 219L75 218V219H72L70 221L71 225H70V223H69V225H67L68 228L66 229L65 241L63 239L60 240L61 238L57 237L58 240L56 241L55 244L58 247H56V248L53 247V252L51 253V255L47 254V257H46L47 262H48V264H193V263L194 264H201L204 260H205L204 262H211V257H216L215 259H220L222 257H225L226 260H229V259H227V256L231 255L232 257H235V256L238 257L239 264H249L247 254L244 252H241V248L237 246V244L239 243L238 241L246 240L249 237V233L247 231V228L249 226L242 225L240 227V229L238 230V229H236L237 228L236 225L232 226L233 224H229L231 221H228L229 217L232 215V208L239 206L240 203L234 204L232 201L227 202L226 200H221L222 199L221 195L220 194H217ZM56 196H57V198H56ZM98 198L99 197H97V196H95V197L90 196V198H88V195H87V197L76 200V202H77V205L78 204H81V205L84 204L87 207H90V206L93 207L95 204H97V205L99 204L98 207L102 208V199L101 198L98 199ZM44 199L45 198H43V200ZM258 201L259 200H256V202L254 201L255 207L261 208L263 206V203L261 201L260 202H258ZM76 202H74V203H76ZM97 205H95L94 207H96ZM232 205H234V206H232ZM37 206L44 207L45 205H37ZM64 217L67 218L66 215H64ZM1 218L3 219L2 222H1ZM7 219L8 218H6V217L0 216V226H1L0 227V237H2L3 240H6V242L15 241V240L17 241L20 239L22 240L25 237V235H28V233H31V230H30L31 224L29 223L30 222L29 220L27 222V220H23V217L16 218L15 220L14 219L7 220ZM15 221L17 223L22 222L21 223L22 225H19L20 228H19V226L14 225ZM67 221H68V218H67ZM91 222L92 223L94 222L95 226L103 225L104 230L110 229L111 231H113L112 236L110 238L109 237L105 238L104 236L103 237H96V236L94 237L91 235L87 236V234L84 233L83 229H80L77 231V228H78L77 225H82V227H83V224H87V223L90 224ZM243 223H246V224L252 223L253 224V222H244V221H243ZM174 224L176 225V227L173 226ZM225 224L230 225V226H228V231L225 230ZM9 227H11V228H9ZM82 227H80V228H82ZM8 228L10 230H8ZM251 228H253V227H251ZM2 229H4V230H2ZM254 230H255V237L258 239L260 245L258 248H253L251 250V255L260 257V255H261L260 250L264 249V243H263L264 239L262 238V236L259 232L260 230H257V228H254ZM191 233H192V235H191ZM124 236H125V238H124ZM113 237L115 238L116 241L114 240ZM92 241L93 242L95 241L96 245H94V243ZM207 241H208V243H207ZM87 242H88V245H87ZM202 246H203V248H202ZM204 248L207 250H205ZM196 251H198V252H196ZM196 253H197V255H196ZM194 254H195V256H194ZM221 261H222V259H221ZM221 261L219 260L218 262L216 261L214 263L215 264H217V263L221 264L222 263Z\"/></svg>",
  "mask_w": 264,
  "mask_h": 264
},
{
  "label": "rangeland",
  "instance_id": "rangeland-1",
  "mask_svg": "<svg viewBox=\"0 0 264 264\" xmlns=\"http://www.w3.org/2000/svg\"><path fill=\"white\" fill-rule=\"evenodd\" d=\"M44 1V0H43ZM46 1V0H45ZM44 1V2H45ZM53 1V0H52ZM55 1H57V2H55V5H56V7H57V3H58V0H55ZM61 1V0H60ZM34 2H38L37 0H35ZM41 2V3H40ZM49 2V1H48ZM27 3V1L26 2H24V4H26ZM53 3V2H52ZM51 3V6L54 8V11H55V9L57 10V8L58 7H60V5L58 4V7L56 8L55 7V5L54 4H52ZM62 4H63V2H61ZM34 4V3H33ZM39 6H44V5H46L47 4V1H46V3H44V4H42V1H40L39 0V3H37ZM62 4H61V6H62ZM22 6L24 7V5H23V3H22ZM21 6V7H22ZM30 7L31 9H26L27 7ZM28 6H26L25 5V9L26 10H30V12H32V13H37L38 11H40V8H37L36 9V11H34L35 10V8L34 7H32V5H30V3L28 2ZM28 7V8H29ZM64 7V6H63ZM63 7H61L62 9H63ZM52 8V9H53ZM34 9V10H33ZM39 9V10H38ZM46 9V10H45ZM62 9H60V8H58V10H57V12H56V14H58V12L59 13H61L60 11H62ZM24 10V9H23ZM25 10V11H26ZM31 10H33V11H31ZM38 10V11H37ZM41 11H47V8H43L42 7V9H41ZM64 11V10H63ZM27 13H28V15L27 16H29V17H27L28 19L24 22L25 23V25L29 22V21H31L29 18H31V16L29 15V11H26ZM32 13H30V14H32ZM38 15H36L35 17H37ZM58 15H55L54 17H56V18H58V19H60L59 18V16L57 17ZM69 17H72V20H73V18H74V20H73V23L71 24V25H69L71 22H72V20L69 18ZM68 18H69V20H71V22H69L67 19V17H65V18H67L66 20H67V22L66 21H63L65 18H63V16H62V18L60 19L61 21H62V23H69V24H67V26H68V28H70V26H72V25H74L75 26V28L77 29V27L79 26V24H77L76 22H74L75 21V17L74 16H69ZM32 19V18H31ZM29 20V21H28ZM33 21V20H32ZM31 21V22H32ZM36 22V21H35ZM34 22H32L31 24H30V22H29V24L31 25V26H33L34 24H33ZM75 23V24H74ZM29 24H27V25H29ZM26 25V26H27ZM30 25L28 26V27H30ZM74 26H72V27H74ZM75 28H73V31H75L74 33H76V29ZM70 29H72V28H70ZM257 122V123H256ZM253 125L255 126L254 128H253ZM250 127V128H249ZM258 128V129H257ZM201 129V128H200ZM199 128L197 129V137H198V140H199V138H200V140H199V142H198V144H197V142H196V144H194L193 146H191L192 144H193V142H192V144H191V142H186V143H183V144H181V147H182V150H184L185 151V153H187V152H195L196 151V153L197 152H199V154H200V156L201 157H203L204 155H205V153L206 152H209L207 149L208 148H210L211 147V149L213 150V146H212V144H213V141H216V143H215V145H216V147L218 148V149H221V148H227L228 150H232L233 152H236L237 153V156H238V160H237V162L240 164V168H244V169H249L246 173H243L242 175H240L241 177H237V176H232L231 174V176L232 177H234V179L233 178H227V176L225 177V179L227 180V179H231V181H229L228 182V186L231 188V191H230V188L229 187H227L226 188V191L224 190V193L222 192V195L223 194H225L226 192V194L225 195H227L226 197H228V198H226V197H224V196H222V200H226V201H228V202H233L234 204H236V203H240V205L239 206H237V207H233L232 208V215H231V217H229V221H231L229 224H233L232 226H235L236 225V229H240V227L242 226V225H244V226H249V227H253V228H257V230H260L259 232H260V234L261 235H263L262 236V238L264 239V183L262 182V181H264L263 179H264V111L262 112H256V111H249L248 112V128H247V132H246V136L245 137H242V138H240V132H238V134H237V131H236V128H235V130L234 129H232V128H229V129H231L232 131H233V133H232V135H234V134H236L235 135V137L234 138H232L231 136L232 135H230L231 133H229V132H232V131H228V129H227V131H228V133H227V138H229V136H230V138L227 140V138L225 139V142H219V140H218V138H219V136H218V134L216 135L215 133H214V131H213V128H211V133L209 134V136H207L206 134H204L205 133V131H206V129L204 130V133H202V131L200 132L199 130H200ZM238 129V128H237ZM254 129H255V131H254ZM179 134H180V138H182V139H185V140H187V138L189 137L190 138V135L188 136V132L187 131H185L184 129H182V128H180L179 129ZM226 131V132H227ZM238 131H239V129H238ZM257 131V132H256ZM235 132V133H234ZM185 133H187V135L185 134ZM200 133V134H199ZM203 134V136H201ZM215 134V135H214ZM206 135V136H205ZM253 135V136H252ZM186 136H188V137H186ZM211 136V138L209 139V137ZM213 136H217L218 138H215L216 140H213L214 139V137ZM243 136H244V134H243ZM205 139V141L203 140V139ZM207 138H208V140H211L210 142L209 141H207ZM245 138V139H244ZM224 138H220V140H223ZM237 139V140H236ZM188 140H190V139H188ZM227 140V141H226ZM249 140V141H248ZM203 141V143H201ZM229 141V142H228ZM208 142V143H207ZM189 143H190V145H189ZM211 143V144H210ZM224 143V144H223ZM220 144V145H219ZM242 144H244V145H242ZM183 145V146H182ZM188 147H187V146ZM196 145V146H195ZM199 145V146H198ZM205 145H206V147H205ZM190 146V147H189ZM227 146V147H226ZM232 146H233V148H232ZM187 147V148H186ZM200 147V148H199ZM219 147H221V148H219ZM202 149V150H201ZM205 149V150H204ZM217 149V150H218ZM191 150V151H190ZM193 150V151H192ZM201 150V151H200ZM204 150V151H203ZM261 153V155L259 154V155H256L255 153ZM202 153H203V155H202ZM184 156H186L185 154H183ZM183 156V157H184ZM263 156V157H262ZM252 157V158H251ZM184 159V158H183ZM253 159V160H252ZM185 160H187V159H184V160H182V161H180V162H182V163H184L185 162ZM189 162H191L190 160H187L186 161V163H185V166L182 164L181 166H180V168L179 169H181V170H179V172L181 171L182 173H184L185 172V170H187V168L189 169L190 168V166L188 165V163ZM187 164V165H186ZM190 165H191V163H189ZM263 164V165H262ZM259 165V166H258ZM261 165V166H260ZM242 166V167H241ZM263 166V167H262ZM184 168V169H183ZM261 168V169H260ZM253 171V172H252ZM252 173V174H251ZM254 173H256V176H255V174ZM246 174H247V176H246ZM260 174V175H259ZM230 176V177H231ZM249 176V177H248ZM237 177V178H236ZM260 177H262L261 179L262 180H260ZM220 178V177H219ZM233 179V180H232ZM241 179H243L242 181H244L245 180V182H244V184H246L247 186H245L244 184L241 186V188H240V186L238 187L237 186V184L239 183V182H241V181H239V180H241ZM254 179H256V180H254ZM258 179V180H257ZM234 180H236V181H234ZM260 180V181H259ZM234 181V182H233ZM247 181V182H246ZM253 181V182H252ZM258 181V182H257ZM238 182V183H237ZM216 182H214L212 185H214ZM230 183H233V184H230ZM234 183H237L236 184V186L233 188V190H232V185H234ZM241 183H243V182H241ZM255 183V184H254ZM260 183V184H259ZM250 184H254V185H252L253 187H251V185ZM227 185V184H226ZM239 185H240V183H239ZM262 185V186H261ZM245 186V187H244ZM229 188V189H228ZM235 188H237V189H235ZM238 188H239V190H240V192H236L237 190H238ZM243 188H245V190L243 189ZM235 189V190H234ZM228 190L230 191L229 193H228ZM245 191V192H242V191ZM249 190V191H248ZM232 191H234V192H232ZM260 191H261V193H260ZM231 193H233V194H231ZM239 193V194H238ZM243 193V194H242ZM255 193V194H254ZM221 194V193H220ZM234 194L236 195V197L238 198V199H236V197L234 196ZM238 194V195H237ZM254 194V195H253ZM257 194V195H256ZM262 194V195H261ZM233 195V196H232ZM246 195V196H245ZM251 195H253V196H251ZM258 195H260L259 196V198H261V197H263V199L261 200L260 199V201L263 203V206L261 207V208H259V207H255V205H254V201H256V200H259V198H258ZM245 196V197H244ZM257 196V198H255ZM247 197V198H246ZM254 197V198H253ZM232 199H234V200H232ZM253 199H255V200H253ZM245 200H247V201H245ZM248 201H249V204H247L248 203ZM253 201V202H252ZM247 202V203H246ZM251 202V203H250ZM246 203V204H245ZM252 203H253V205H252ZM242 204V205H241ZM243 204H245V206H243ZM252 205V207H251V205ZM246 205L248 206H250L251 208H247L246 207ZM242 206H243V209H242ZM246 207V209H244ZM239 209V210H238ZM257 210V211H255V210ZM238 210V211H237ZM240 210H244V211H240ZM254 210V211H253ZM253 211V214L251 213ZM263 211V212H262ZM241 212V213H240ZM240 213V214H239ZM255 213V214H254ZM263 213V214H262ZM250 214V215H249ZM252 214V215H251ZM261 215V216H260ZM253 216V217H252ZM257 217V218H256ZM259 217V218H258ZM232 218V219H231ZM24 220V219H23ZM243 221L244 222H253V224L252 223H243ZM56 226H58V224L56 225ZM56 226L55 225H49V227L47 226V224H44V225H42L41 226V224H38V225H36L35 226V228L37 229V228H40L41 229V233H43V232H45V230H47L48 232L50 231V232H52V231H54L53 233V236H57L58 234H57V232H56V230L55 229H57L56 228ZM228 226H230V225H228V224H225V230L226 231H228ZM44 229V230H43ZM66 235V229H65V232H64V236ZM40 236H43V234H40ZM64 241H65V239H66V237H64V238H62ZM62 239H60V240H62ZM264 242V241H263ZM208 258V257H207ZM216 257H211V262H202L201 264H215L214 263V261L216 260L215 259ZM214 259V260H213ZM222 260H223V264H239V261H238V257H232L231 255H228L227 256V259H229V260H226V258L225 257H222L221 258ZM248 260H249V264H264L263 262H262V260H261V258L260 257H257V256H251V258L249 259L248 258ZM251 260H253V261H251ZM222 262V261H221Z\"/></svg>",
  "mask_w": 264,
  "mask_h": 264
}]
</instances>
